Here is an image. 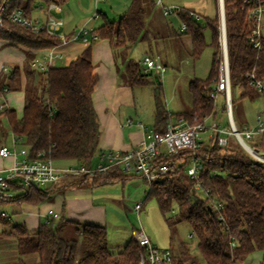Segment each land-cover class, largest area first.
I'll return each instance as SVG.
<instances>
[{
    "label": "trees",
    "instance_id": "16d2710c",
    "mask_svg": "<svg viewBox=\"0 0 264 264\" xmlns=\"http://www.w3.org/2000/svg\"><path fill=\"white\" fill-rule=\"evenodd\" d=\"M36 1L60 6L66 0H14L9 4V11L21 8L30 16ZM143 3L144 0H132L118 22L104 17L103 24L92 32L91 44L79 57L66 66H50L48 70L42 71V78L38 81L35 80L36 72L28 64L25 67L29 82L24 114L18 118L11 109L0 113V144L8 137L1 123V117L6 116L15 140L20 147H28L30 153L45 151L54 162L73 160L79 161L80 166H92L99 153L100 138L99 121L92 98L98 83L92 62V48L97 40L108 39L115 49L128 52L130 45L146 38V10ZM148 3L153 7L155 0H148ZM224 9L231 85L232 88L242 89L241 99L251 97L247 91L250 87L246 74L255 70L258 77L264 79V34L262 47H252L249 42L250 23L242 0H224ZM190 13L180 7L179 17L193 42L192 58L198 60L208 46L204 34L206 28L212 32L210 45L214 48V54L206 80L194 79L190 83L192 110L180 113L179 117L183 116L190 122L194 121V117H197V121L208 116L217 119L218 102L210 97V92L219 74L220 20L219 17L212 20L202 17L205 25H201ZM0 40L31 50L53 48L61 44L58 37L50 36L45 31L33 32L7 21L0 27ZM151 76L153 81H150ZM159 76L155 78L152 72L145 73L141 61L130 60L127 64L126 77L131 85L154 86V131L163 132L173 116L167 111ZM19 81L20 71L16 68L7 84V91L20 89V86L12 85V82ZM257 142V147L264 151V135ZM194 154L202 164L198 180L191 179L185 173V167ZM183 162L185 165H181L178 176L167 177L151 185L147 194L148 199L157 201L171 230L187 222L192 228V236L198 241L202 261L192 255L184 244L175 253L171 238V245L167 249L173 254L172 264H237L255 251L263 253L264 262V164L232 144L220 146L215 137L202 139L195 151L185 150L178 155L157 159V164L175 165ZM69 177L74 184L90 183L93 187L125 183L132 178L118 167L105 173ZM52 186L54 184L50 188ZM50 188L18 190L17 195L10 200L0 197V206L43 203L49 198ZM211 199L218 205L217 211L213 210ZM175 209L176 215L170 217L169 214ZM0 225V237L14 240L17 246L19 257L9 264H142L146 257L145 250L134 237L121 251L112 252L106 227L71 223L64 212L46 219L34 233L29 232L25 225L14 224L2 213ZM70 227H74V235L66 237ZM28 256H36V262L27 263Z\"/></svg>",
    "mask_w": 264,
    "mask_h": 264
},
{
    "label": "crops",
    "instance_id": "0c3cea01",
    "mask_svg": "<svg viewBox=\"0 0 264 264\" xmlns=\"http://www.w3.org/2000/svg\"><path fill=\"white\" fill-rule=\"evenodd\" d=\"M156 1L155 5L151 7L144 0L147 37L130 45L128 52L115 49L108 39L97 40L93 45L92 62L94 73L98 76V83L92 98L100 131L99 153L94 159L96 164H98L100 155L103 153L127 152L137 148L145 139L147 131L155 129L154 86L151 84L133 86L128 82L126 73L127 64L130 60L142 62L145 56H150L165 68H169V71L172 70V74L169 76L177 82H181L184 74L189 72L191 75L185 83L186 85L188 83V90L185 95L176 91L177 103L174 105L177 106V110L171 112L166 99L164 101L167 104V111L175 113L171 118L173 121L183 117H179L180 113L192 110L193 100L189 87L191 81L194 80L196 65L188 66L187 64L195 63L192 58L193 42L190 35L187 34V27L186 30H182L184 23L179 15L164 16L162 9L156 5ZM161 1L165 6H178L200 16L198 19L193 18L199 23L202 17L210 20L217 17L220 19L221 6L220 1L217 0ZM131 3L132 0H106L99 3L102 5L98 6V4L96 7L95 0H66L60 5L61 11L54 13V15L63 20V31L68 42L57 49L64 58L54 60L50 66H59L57 64H61L65 60L67 64L61 66H66L74 61L91 44L92 32L103 24L102 19L107 17L111 21L118 22ZM95 13L97 18H94ZM83 26H88L90 33L86 39L74 40V33ZM153 28H157V31L153 32ZM44 50L26 49L0 40V113L3 110L11 109L16 112L18 118H22L26 106V87L29 82L25 67L29 64L31 70L36 72L35 80L41 79L42 71L37 69L35 63L42 59ZM118 51H122L123 56L120 58L117 54ZM16 68H19L20 71V81L19 83L12 82V85H18L21 88L7 91V84L10 83ZM167 72L168 69L163 75L159 74V77H164ZM150 81H153L152 76ZM210 117L212 118V116ZM1 123L8 132V137L4 143L0 144V148L2 146L14 147L16 144L15 136L11 132L8 118L2 116ZM17 146L20 147V144ZM15 162L14 157L6 159L0 157V171L10 168ZM72 163L74 164L72 165ZM79 163V161L73 160L54 162L55 167L59 170L78 167L80 166ZM93 166L95 165L93 164ZM127 175H131L132 178L125 183L117 182L98 187H93L90 183L77 185L72 182V178L65 176L51 188L48 186L50 194L47 201L40 204H8L5 209L7 211L4 213L14 224L25 225L31 233L37 232L41 223L46 219L62 212L71 223L104 226L108 230V244L110 245L115 240L118 241L117 251H112L109 246L112 252L117 253L126 246L132 237L135 238V232L138 229L133 225L129 227L127 220L132 217L129 214L135 215L137 213L135 206L142 203L140 198L147 188L146 182L137 173ZM48 187L44 189L47 190ZM135 197L137 200L134 203L131 200ZM112 227L115 230L125 232L121 240L119 235L109 233V229ZM1 231L2 228H0V233ZM149 238L153 243V238ZM11 240L0 237V264L15 262L19 257L16 242L8 243ZM178 251V247H174V252L177 253ZM32 257H34L33 262H36L37 257ZM237 264H264L263 253L255 251L243 262Z\"/></svg>",
    "mask_w": 264,
    "mask_h": 264
},
{
    "label": "built area",
    "instance_id": "2783aa9c",
    "mask_svg": "<svg viewBox=\"0 0 264 264\" xmlns=\"http://www.w3.org/2000/svg\"><path fill=\"white\" fill-rule=\"evenodd\" d=\"M14 0H2L0 4V27L4 26L7 21L10 24L24 26L33 32L45 31L48 35L58 37L61 44L44 50L41 60L36 61L37 69L46 71L54 60L64 58L63 54L57 49L59 46L68 42L63 31L64 22L57 18L54 13L60 12V6L55 3H45L36 1L32 14L29 16L25 10L17 8L9 11V4ZM106 0H95V6ZM243 9L248 14L250 23L249 42L252 47L260 49L262 47V38L264 30V0H242ZM156 5L162 9L163 15L166 17L179 15L180 7L165 6L161 0L156 1ZM221 12V11H220ZM38 13V14H36ZM190 15L198 19L199 16L190 13ZM94 18H97L95 13ZM182 30H186L183 24ZM90 33L88 26L79 28L74 33V40L85 38ZM219 74L214 88L210 92V97L218 102L219 96H223L224 108L226 111L229 127H222L221 120L216 119L211 125H208L210 116L205 117L201 121L190 122L185 118H179L176 121L172 119L168 122L163 132L149 130L146 133L143 142L135 149L127 152H106L101 154L97 166H79L69 167L59 170L55 167L54 160L45 151H37L30 153L28 147L17 146L15 140L14 147L2 146L0 148V157H14L16 162L10 168L0 171V197L3 200L14 198L18 190L29 189L32 187L46 188L50 185L57 184L62 177L94 175L96 173H105L113 167H118L124 173H137L148 182V187L158 183L167 177H176L181 172V165L185 163L157 164V159L161 156L170 157L178 155L185 150L195 151L200 147L202 136L215 137L220 146H227L229 143L228 136H233L241 147L256 161L264 164V154L259 153L258 140L264 135V117L262 114L257 115V123L252 128L239 129L235 124L232 115V85L230 76V61L227 46L226 19H222L220 15L219 26ZM144 72H157L163 75L167 68L161 63L155 61L150 56H145L142 60ZM248 85L257 94L264 97V79L258 77L255 70L246 74ZM253 142V145L248 142ZM264 152V151H263ZM202 164L199 158L194 154L190 163L185 167V173L191 178L198 180ZM200 185H198V188ZM207 194V192H206ZM211 205L214 211L219 209L214 199H211ZM143 203L135 206V211L139 213ZM3 216H6L2 212ZM135 238L138 244L145 250V260L142 264H172V252L170 249H159L153 245L148 235L143 230L135 232Z\"/></svg>",
    "mask_w": 264,
    "mask_h": 264
},
{
    "label": "rangeland",
    "instance_id": "374dc122",
    "mask_svg": "<svg viewBox=\"0 0 264 264\" xmlns=\"http://www.w3.org/2000/svg\"><path fill=\"white\" fill-rule=\"evenodd\" d=\"M146 1L148 2V0ZM100 5L102 4H99L98 6ZM224 13H225V9H224ZM200 24L205 25V20L201 18ZM263 24H264V20H263ZM219 26H220V21H219ZM155 31H157V28H153V32ZM204 34H205V38H206V42L208 46L203 50L200 58L196 60L195 63L192 62V63L187 64L188 66H193L194 64L196 65V73H195V76L193 77L194 79H200V80H206V78L208 77L211 71L212 57L214 54V48L210 45L212 43L211 30L209 28H206ZM218 44H219V37H218ZM219 48H220V44H219ZM220 51H219V54H220ZM117 54L119 58L123 56L122 51H118ZM65 64H67L66 60L63 63L57 64V65L61 66ZM167 69H168V72L165 75L166 77L161 76L160 80L162 81L164 100L166 99V102L169 105L170 111L175 112L177 110V106L174 105L177 103V99L175 97L176 91L182 92L185 95V92L188 90V83L187 85L185 83L187 79L189 78V75L191 74L189 72L185 73L182 81L177 82L176 80H174V78L169 76L172 74L171 73L172 70L169 71V68ZM178 85H180L179 88H178ZM241 91L242 89L240 87L232 88V115H233V118H234V121L237 127L243 130L245 128H252L257 123L258 114H262L264 117V97L257 94L252 88H248L247 91L249 92L251 97H246V98L241 99V96H240ZM216 111L218 114V118L221 120L222 127L228 128L229 121L227 119L226 111L224 110L223 96H219ZM170 114L175 115V113H170ZM214 120L216 119L211 118L207 124L211 125L214 122ZM202 138L206 139L207 135H203ZM228 139H229L230 145L232 144L236 146V148H240L241 151L244 152V154L249 155L241 147V145H239V143L236 141V139L233 136H228ZM248 143L249 144L251 143L253 145V142L249 141ZM259 153L264 154L262 149L259 150ZM73 164L74 163H72V165ZM93 164L95 166L98 165L96 164V162H94ZM56 165L58 166V163H56ZM146 186L147 188L144 186L146 190H144L142 198H140V200H142V203H143V209L139 213H135V215L129 214V216L130 215L132 216V217H129V219L127 220L129 223L128 224L129 227L133 225L137 227L138 230H143L149 237L153 238L154 240L153 243L159 249L169 248L170 243H171V238H172L173 240L172 244L174 247L177 248L181 246V244H184L189 249L192 255H194L195 257H197L199 260L202 261V257L200 255L199 248H198V241L195 237L192 236V228L190 224L187 222H183V223L178 224L174 229L171 230L168 224L166 223L163 215L160 212L157 201L154 198H150V199L147 198L148 185L146 184ZM200 196L204 197L203 194H200ZM136 200L137 198L135 197L131 201L135 203ZM5 209H6V205L0 206V213L7 211ZM176 213H177V210L175 209V211L169 214V216L173 217L176 215ZM0 228H2L1 225H0ZM73 228L70 227L66 231V237H72L74 235ZM109 233L111 235H116V236L119 235L120 240L125 234L124 231L115 230V228L113 227L109 229ZM11 242L15 243L14 240L9 241L8 243H11ZM109 246L112 251L114 250L117 251L118 241L116 242L115 240V242H111ZM33 258L34 257L32 256H28L26 258V262L33 263Z\"/></svg>",
    "mask_w": 264,
    "mask_h": 264
},
{
    "label": "water",
    "instance_id": "95a60500",
    "mask_svg": "<svg viewBox=\"0 0 264 264\" xmlns=\"http://www.w3.org/2000/svg\"><path fill=\"white\" fill-rule=\"evenodd\" d=\"M221 12H222V19L225 20V13H224V0H220ZM158 73H154V77L157 78Z\"/></svg>",
    "mask_w": 264,
    "mask_h": 264
}]
</instances>
